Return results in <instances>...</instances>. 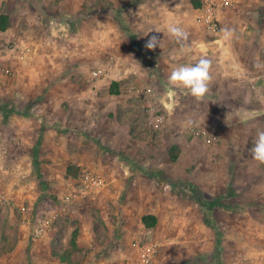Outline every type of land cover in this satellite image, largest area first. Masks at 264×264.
I'll return each instance as SVG.
<instances>
[{
    "label": "rangeland",
    "instance_id": "rangeland-1",
    "mask_svg": "<svg viewBox=\"0 0 264 264\" xmlns=\"http://www.w3.org/2000/svg\"><path fill=\"white\" fill-rule=\"evenodd\" d=\"M231 2L217 10V35L204 29L197 12L193 16L209 43L223 29L239 32L234 60L225 47L223 59L195 54L212 62L201 99L168 84L173 68L187 64L190 53L180 44L168 53L175 64L166 62L168 54L154 60L146 49L138 55L130 49L135 38L122 28L128 26L126 3L97 0L56 10L43 0L51 27L41 41L35 26L17 41L0 37L5 251L17 245L12 238H19L18 222L25 217L28 228L51 222L48 252L70 253L71 262L62 264H100L103 258L116 264H264V164L247 161L257 132L264 131V113L256 115L264 109V0ZM221 11L228 14L222 18ZM106 28L111 35L103 34ZM23 45L28 52H21ZM126 48L139 57L140 75L157 83L131 78L109 96L98 82L125 67L120 59ZM230 124L238 128L228 129ZM109 137L115 146L107 147ZM69 164L77 168L75 176L67 173ZM85 176L104 185L87 197L72 196ZM152 211L156 224L146 228L139 218Z\"/></svg>",
    "mask_w": 264,
    "mask_h": 264
},
{
    "label": "crops",
    "instance_id": "crops-1",
    "mask_svg": "<svg viewBox=\"0 0 264 264\" xmlns=\"http://www.w3.org/2000/svg\"><path fill=\"white\" fill-rule=\"evenodd\" d=\"M97 0H49V4H51V7L56 10H65L64 8L68 9H79L80 6L74 5L76 3H84V2H92L95 3ZM109 2V0H107ZM113 1V0H111ZM115 2L119 1L121 2V5L127 4L124 7V13L122 17L125 19V22L128 26L127 32L130 33V35H133L135 38V44L133 45L132 42L129 43L130 49L132 48L134 50V53L137 54L138 49H146L144 47L146 41L152 36L157 35L162 41V48L159 46L156 47L155 50H149L148 51L149 56H153L152 59L156 60L157 58L161 60L166 58V54L169 52H172L177 47V43L175 40L171 37H169L167 31H166V25L169 23H176L179 22L180 26L183 27L188 33H189V39L187 42H185V52L190 53L187 54L186 57L188 59H185V62L187 64H194L199 61V59L196 58L195 54L199 52V55H201V52L204 53V55H208L209 52L213 53V57H217L218 59H223L219 52H221L225 47L228 52H233L230 54L231 59L234 60L236 58L237 54V47L236 43L238 42V36L239 32L234 31L233 36L231 39H224L223 33H219L217 37L212 39L210 43L207 41L208 36L206 34V31H197L198 24L194 22L195 18L193 17L194 14L197 12V8L193 5L192 0H135V5H130L132 3L131 0H114ZM200 3L204 2L205 0H199ZM35 3L38 4V6H35ZM43 0L39 3L38 0H0V6L2 8L0 9V14H6L8 16V27L4 31H0V37L4 39V41H17L21 35L23 34H31L32 27L35 26V28L39 31V36L37 35V38L41 41L42 37L47 35L46 33L49 31V24L47 25V19L46 15L42 11V8H44V5H42ZM146 3V8L145 4ZM72 4V6H70ZM223 12V13H222ZM188 13L191 16V19H186L184 17V14ZM221 17L224 18L226 14H228L225 11L219 12ZM121 17V18H122ZM122 18V19H123ZM190 24H188V23ZM155 29H160L161 32L157 33L155 32ZM152 30V31H151ZM110 29L106 28V30H103L104 35H111ZM150 31V32H149ZM149 32V33H148ZM222 32V31H221ZM117 33H119L117 31ZM148 33L147 35H145ZM244 33V32H243ZM116 34V33H115ZM36 36V35H35ZM127 35L121 30V37L120 40L126 41L122 39V37H126ZM28 39V38H27ZM31 37L28 39L30 40ZM232 41H234V45L232 44ZM27 42V41H26ZM32 42V41H30ZM38 42L37 39L33 40V43L36 44ZM110 43H105L104 47L107 48L106 50L109 51ZM233 46L231 48L232 51H230L229 46ZM26 45H23L21 47H25ZM117 46V45H115ZM103 47V48H104ZM144 47V48H143ZM111 49H113L111 44ZM129 48H126L124 50V54L121 56L120 62L125 65V67L122 65L117 71L111 70L109 76L103 77V82H98L105 87V94L108 93L109 96H116L115 94L110 93V89L112 82H116L117 85L114 86L117 88L118 83L131 81V78H135L136 80H142L143 82H151L152 84H156L157 81H154L149 79L148 75L144 77L143 75H140L138 68V64H141V61L138 59H135L133 50H130ZM141 49V50H142ZM197 50V51H196ZM140 53V52H139ZM167 55L166 62L169 64H175L173 60L168 57ZM229 57L225 56V58ZM201 59V58H200ZM182 63V62H181ZM233 63V62H232ZM263 66H264V59H263ZM179 64V63H178ZM177 64V65H178ZM173 66V65H172ZM221 66H225L221 64ZM253 79H260L259 76L252 75ZM149 79V80H148ZM255 79V80H256ZM102 80V79H101ZM107 81V84L104 82ZM262 82H264V77L262 78ZM264 86V84L262 83ZM221 95V94H220ZM96 97V96H95ZM102 97L107 98L106 95H103ZM110 100L111 97H108ZM219 104V103H218ZM122 106V105H121ZM120 106V107H121ZM123 107V106H122ZM254 111V110H253ZM264 109L257 111L256 115H260ZM122 119V118H121ZM124 119H122L123 125L125 124ZM225 127V123H224ZM230 128H238L235 127L234 124L228 125V129ZM111 136H114V134H111ZM116 143L115 139L112 137L108 138L107 147L109 145L115 146ZM247 161L255 162V160L252 158L251 155H248ZM264 179V171L261 174ZM264 183V181H263ZM257 186V185H256ZM224 194V193H223ZM24 198L26 195L23 196ZM145 214H153L156 217L155 212H146ZM144 215V214H143ZM157 219V217H156ZM139 222H141V217L139 218ZM41 223L43 227V232L40 236L37 238H28L29 236V230L25 229V225L22 223V221L18 222V227L20 228L19 238H12L11 244L13 245L16 243L17 245L13 246L14 248L12 250L5 251L3 248V245L6 243L4 239L0 237V264H62L59 260V258L51 255V252H48V246H51L50 240L48 239V235L52 230V224L48 220H44ZM37 223V224H38ZM143 225V224H142ZM144 226V225H143ZM145 227V226H144ZM92 235H86L84 234L81 242L89 243V240H91ZM103 262H100V264H116V262L112 258H103ZM94 259L87 262V264H94ZM86 264V263H82Z\"/></svg>",
    "mask_w": 264,
    "mask_h": 264
},
{
    "label": "clouds",
    "instance_id": "clouds-1",
    "mask_svg": "<svg viewBox=\"0 0 264 264\" xmlns=\"http://www.w3.org/2000/svg\"><path fill=\"white\" fill-rule=\"evenodd\" d=\"M166 31L169 37L180 44L182 50H185V42L189 39V33L180 26L179 22L166 25ZM155 32L160 33L161 30L155 29ZM222 33L226 40L231 39L234 34L231 29L227 28L223 29ZM161 41L157 35H152L146 41L144 47L149 50H155L157 46L162 48ZM211 63L209 59L201 58L194 64H183L173 68L168 77L169 86L187 89L193 97L203 98L212 79ZM249 151L255 161L264 164V131L257 132L253 147Z\"/></svg>",
    "mask_w": 264,
    "mask_h": 264
},
{
    "label": "built area",
    "instance_id": "built-area-1",
    "mask_svg": "<svg viewBox=\"0 0 264 264\" xmlns=\"http://www.w3.org/2000/svg\"><path fill=\"white\" fill-rule=\"evenodd\" d=\"M232 4L231 0H205L202 2L199 8H197L196 19L200 24L204 27L205 30L211 32L214 35L218 34V19H217V10L223 7H228ZM21 52H28L29 48L24 47L20 48ZM101 70H98L100 73ZM104 185L101 179L98 177H90L85 176L77 182V186L75 187V192L72 194L74 197H87L94 193L96 190L100 189ZM69 199V197H66ZM23 224L25 225V229L29 230V236L38 237L43 232V227L41 223L34 224L32 226H27L25 224L27 221L25 217L22 219ZM29 221H27L28 223ZM29 225V223H28ZM149 255L148 252H146ZM144 256L142 261L144 262L148 256Z\"/></svg>",
    "mask_w": 264,
    "mask_h": 264
},
{
    "label": "trees",
    "instance_id": "trees-1",
    "mask_svg": "<svg viewBox=\"0 0 264 264\" xmlns=\"http://www.w3.org/2000/svg\"><path fill=\"white\" fill-rule=\"evenodd\" d=\"M193 5L195 7H200L201 3L199 0H192ZM118 23L122 24L120 17H117ZM9 21H8V16L6 14L1 13L0 14V31H4L7 27H8ZM123 30L125 32H127V28L126 26L122 27ZM135 42V41H134ZM113 85V86H112ZM117 83L116 82H112L111 84V89H110V93L111 94H116L117 90L114 86H116ZM177 146H173V149H175ZM171 159H176V154H171ZM67 173H69L72 176H75L77 173V168L75 167V165L69 164L66 167ZM141 222L142 224L146 227V228H151L154 227L156 224V217L153 214H144L141 216ZM76 237H77V230H74L73 234L71 235V238L69 240V245L71 246V250L75 247V243H76ZM73 247V248H72ZM70 250V251H71ZM67 254L64 253V251L59 254V253H52L53 256H57L59 258V260L61 262H71V258H70V253L66 252Z\"/></svg>",
    "mask_w": 264,
    "mask_h": 264
}]
</instances>
